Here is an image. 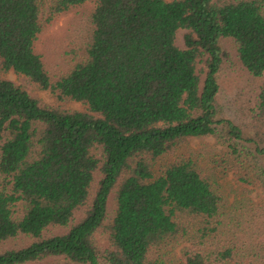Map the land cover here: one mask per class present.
<instances>
[{
	"label": "trees",
	"instance_id": "obj_1",
	"mask_svg": "<svg viewBox=\"0 0 264 264\" xmlns=\"http://www.w3.org/2000/svg\"><path fill=\"white\" fill-rule=\"evenodd\" d=\"M79 7L87 8L84 47L54 79L37 43ZM181 28L185 49L176 44ZM222 37L263 78L246 100L261 128L264 0H0V71L88 104L45 105L0 79V245L34 239L0 251V264H264V208L231 202L196 153L182 151L193 138L223 137L244 165L246 141L257 143L219 115ZM50 227L67 230L47 235Z\"/></svg>",
	"mask_w": 264,
	"mask_h": 264
},
{
	"label": "rangeland",
	"instance_id": "obj_2",
	"mask_svg": "<svg viewBox=\"0 0 264 264\" xmlns=\"http://www.w3.org/2000/svg\"><path fill=\"white\" fill-rule=\"evenodd\" d=\"M86 11V7H79L62 15L46 29L37 43V49L43 55L46 66L54 79L72 66L74 51L80 53L84 47L86 21L83 20V16ZM188 31L181 28L176 34V44L181 49L186 48L184 37ZM220 45L224 52V61L218 74L220 90L217 104L219 115L239 122L246 137H254L258 144L255 141H246V156H243L244 165L238 163V154L233 152L232 148L229 147L230 142L225 141L223 137L193 138L182 146V151L196 153L205 168L216 174L221 189L231 202L246 198V201L251 202V205L258 204L257 208H264V153L257 151L258 147L264 149V123L259 128L258 124L262 122L257 120L252 112L248 114V103L246 102L249 98L255 99V94L263 78L254 77L242 65L239 59L238 45L233 38L222 37ZM206 69L204 59H199L197 71L200 73L202 80L206 76ZM0 79H9L21 85L45 105L66 110H88L87 103L72 99L59 100L57 95L51 91L42 89L27 76L12 70L0 71ZM220 135L222 136V134ZM241 144H238L239 150H241L244 143ZM97 154L100 156V153ZM99 172L96 173L94 191L100 178ZM240 174H246V179L249 178V181H246V183L241 182L239 179ZM108 205L109 210L113 211L115 206L114 194L110 196ZM84 213V209L77 212L75 220L78 221ZM66 230V228L50 227L45 233L53 235L64 233ZM33 241L34 239L30 236L20 235L0 245V251L25 247ZM95 241L101 252L108 247V241L102 231L95 234ZM181 249L182 247L178 251H181ZM55 260V258H50L44 264Z\"/></svg>",
	"mask_w": 264,
	"mask_h": 264
}]
</instances>
